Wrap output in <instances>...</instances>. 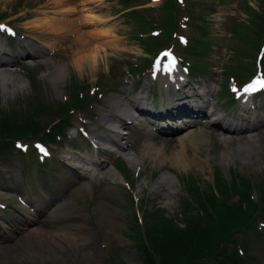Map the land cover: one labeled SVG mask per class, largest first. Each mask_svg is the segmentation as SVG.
Listing matches in <instances>:
<instances>
[{
	"label": "rangeland",
	"instance_id": "374dc122",
	"mask_svg": "<svg viewBox=\"0 0 264 264\" xmlns=\"http://www.w3.org/2000/svg\"><path fill=\"white\" fill-rule=\"evenodd\" d=\"M158 5L160 1L147 0H0V25L6 26L0 30V49H14L8 55L0 52L1 58L14 60V66L0 67V109L5 113L13 111L16 116L21 113L22 117L38 109L37 118L46 128L48 117L55 114L58 105L69 102L70 99L63 100L65 96L71 97L83 85L96 86L98 96L85 103L90 114L88 122L81 120L76 124L84 131L89 128L102 134L104 114L115 112V105L130 111L122 103L128 102L126 94L129 99L145 95V79L135 86L136 76L127 71L128 65L139 67L149 56L146 48L151 43L140 38H148V30L160 20L163 23V17L169 13L164 8L150 9ZM179 6L188 23L173 26L175 30L170 35L167 29L161 32L150 48L169 46L170 53L174 51L177 57L183 56L187 63H192L186 85L200 93L199 100L211 95L207 105V110L212 109L215 114L211 121L215 124L223 119L221 125L238 124L240 129L228 132L211 127L207 119L206 127L197 125L196 137L191 138L192 133L180 136L183 132L177 130L170 135L180 133L173 140L146 129V120L136 121L135 112L131 111L127 113L130 119H125L133 122L128 126L132 130L124 141L125 151L134 155V162L126 155L111 161L114 155L98 151L96 162L90 165L92 175L77 168L82 158L80 152L73 150L86 147V142L68 139L69 133L63 135L48 157L50 162L46 165L50 172L39 164V168H34L33 157L22 162L8 150L4 161H0V236L8 233L10 237H0V264H141L132 243L134 224L142 225L137 216L139 204L145 211L172 214L185 195L181 181L193 180L194 185L207 191L216 172L226 182L231 171L254 179L264 178V126L258 128L261 132L256 138L253 136L257 131L245 128L264 119V93L255 95L253 110L246 111L228 92L221 95L223 86L229 90L231 85L235 86V95H240L248 77H264V49H254L258 43L244 41L250 29L237 24L264 21L259 15L254 16L259 11L264 16V0H183ZM246 7L253 11L246 12ZM50 26L58 28L50 30ZM7 29L11 30L10 38L4 36ZM32 45L38 50H33ZM30 49L31 56H15L19 50L25 53ZM259 51L263 52V74L257 70ZM160 59L168 61L167 57ZM30 80L36 87L34 93ZM132 85L133 93L127 92ZM163 89L158 81L146 94V99L152 94L157 100L154 109L160 98L166 97ZM169 95L175 96L172 89ZM142 126L149 131L142 130ZM154 133L162 137L150 141L148 135ZM244 134L250 136L232 139ZM248 138L256 140L258 148L244 147L239 158H228L226 145H250ZM147 149L149 154L145 155ZM244 149L251 156L245 157ZM156 151L158 156L154 157ZM117 162L125 170L123 177L115 167ZM233 196L229 199H235ZM32 197L38 200L35 209H28L30 213L19 199L26 201ZM22 217L36 218L42 224L24 225ZM260 221L263 225L256 227L261 237L255 238L248 230L245 241V249L256 257L250 251L245 255L241 245V264H264V216Z\"/></svg>",
	"mask_w": 264,
	"mask_h": 264
},
{
	"label": "trees",
	"instance_id": "16d2710c",
	"mask_svg": "<svg viewBox=\"0 0 264 264\" xmlns=\"http://www.w3.org/2000/svg\"><path fill=\"white\" fill-rule=\"evenodd\" d=\"M160 8L169 11L161 25L171 31L175 25L174 16L181 14L178 3L175 0H164ZM246 9V12L248 9L253 11L249 7ZM258 15L264 19L260 11L254 16ZM237 24L250 29V35L244 41L259 45L264 38L263 20L256 24ZM149 42L156 43V39L151 38ZM128 67L130 71L136 70L135 66ZM30 84L34 93L36 87L32 80ZM79 89L68 97V103L58 105L55 114L48 115V121L57 120L48 130L42 127L37 118L38 109H33L24 117L21 113L16 116L11 113L13 111L5 113L0 109V161L4 160L5 150L13 149L15 140L20 141L19 144L29 145L32 139L52 141L66 124L80 117V113L86 114L85 103L95 97L96 92L90 91L87 85ZM222 93H227L225 87ZM44 107L48 108L47 105ZM116 168L125 174L120 163H116ZM193 183L190 179L180 182L185 195L180 198L181 203L175 213L145 211L138 205L142 225L134 224L132 243L141 264H241L243 260L239 246L245 249L248 230L252 231L255 238L261 237L256 223L264 216V178L254 179L231 171L230 180L226 182L216 172L207 191ZM230 195H234L235 199H229ZM246 251L252 253L246 248L245 255L248 254Z\"/></svg>",
	"mask_w": 264,
	"mask_h": 264
},
{
	"label": "bare ground",
	"instance_id": "6f19581e",
	"mask_svg": "<svg viewBox=\"0 0 264 264\" xmlns=\"http://www.w3.org/2000/svg\"><path fill=\"white\" fill-rule=\"evenodd\" d=\"M70 10H71V8H69ZM66 10H68V8L66 9ZM56 24V23H55ZM45 25V23L43 24V26ZM50 30H55V29H57L58 27H52V26H50ZM60 30V29H59ZM32 47H33V50H38V49H36L35 47H34V45H32ZM25 54L26 55H30L31 56V49L29 50V51H26L25 52ZM21 55L19 54L18 55V57H20ZM11 61L9 60V59H0V66H4V65H9V63H10ZM161 70V69H160ZM159 70V71H160ZM163 74H166V76H167V73H163ZM3 81V80H2ZM4 82V81H3ZM193 89V88H192ZM191 95H193L192 93H191ZM196 96H200V94L199 93H196ZM199 99V98H198ZM133 101H136V100H133ZM202 103H204V104H206L207 103V98H205L204 100H202ZM195 107L194 108H196L197 107V109H199L200 110V108L202 107L201 106V104H195L194 105ZM249 109V108H248ZM251 110H253V107L252 108H250ZM124 113V111L122 110V108L120 107V112H119V114H123ZM169 114V112L168 111H165L164 113H161L160 114V116L161 117H163V116H166V115H168ZM204 115H207V113H204ZM208 115H212L211 113L210 114H208ZM104 118H106V121H109V120H114L115 122L116 121H118V122H120V120H119V118H117L116 117V115H114L113 113H110L109 114V116H105ZM242 119L243 118H241L240 119V122L242 121ZM257 122H259V124H257ZM122 123H124V121L122 122ZM221 123V121L220 122H218V123H215V124H220ZM177 125V124H176ZM178 126V125H177ZM180 126H181V124H180ZM180 126H178V128L179 129H182L181 131L183 132V133H179L180 134V136L181 135H184V136H186V135H189L190 133H192L191 134V138H194V137H196V129L194 128V127H192V126H182V127H180ZM262 126H264V119H262V120H259V121H253L250 125H246L245 126V128H247L248 130H249V132L250 131H257L256 132V134L253 136L254 138H256V136H259L260 135V133L259 132H261L258 128L259 127H262ZM136 129H138V128H136ZM219 129H221V128H219ZM222 129H224L225 131H228V132H235V131H237L238 129H240V127L238 126V124H234V126H229V127H223ZM256 129H258V130H256ZM139 130V129H138ZM241 132H244L245 131V133H247V130H245V129H241L240 130ZM234 135H235V133H234ZM238 136V135H237ZM245 136H250V135H245L244 134V136L243 137H240V138H236V136H233L232 137V139L233 140H238V139H244L245 138ZM156 137H157V135L156 134H150V135H148V138L150 139V141H157V140H155L156 139ZM177 137H179V135L177 134V136H172V138H173V140L174 139H176ZM170 139V138H169ZM246 139V138H245ZM259 139H260V137H259ZM198 140V139H197ZM248 141H250V139L248 138L247 139ZM114 141V143H115V140H113ZM150 141H148V142H150ZM147 142V143H148ZM158 142H160L159 140H158ZM226 142H231V140H228V141H226ZM256 140H252V141H250V145L249 144H246L245 146L240 142V143H237L236 142V144H233V145H231V146H229V145H226L227 146V148H228V158H232V159H234V157L235 158H239V152H240V149H242V148H244V147H248V148H254V149H257L258 148V145L259 144H256ZM258 142H259V140H258ZM120 146V145H119ZM120 148L122 149V150H125V148L124 147H122V146H120ZM149 148H150V146H149ZM252 151V150H251ZM145 152V151H144ZM244 152H245V149H244ZM145 155H148L149 154V149H147L146 150V152L144 153ZM253 155V154H252ZM155 156H158V151H156L155 152V155H154V157ZM249 156H251V155H248V153H246L245 152V157H249ZM126 158L128 159H130L131 160V162H134V160H135V157H134V155H130V154H127L126 153ZM243 158V157H242ZM100 162H103V161H100ZM138 164V162H135V165H137ZM80 166H82V165H80ZM90 168V167H89ZM35 205V204H34ZM37 207V206H36ZM39 207V206H38ZM20 220H22V221H25V222H23V224L25 225V224H28V223H36L37 225L36 226H38V225H41L42 224V222H38L37 223V221H36V218H28V219H25L24 217H22V218H20ZM0 233H2V231L0 230ZM0 235H2V234H0ZM0 237H4V238H9L10 237V234H8V233H6L4 236H0Z\"/></svg>",
	"mask_w": 264,
	"mask_h": 264
},
{
	"label": "snow or ice",
	"instance_id": "6c2138e0",
	"mask_svg": "<svg viewBox=\"0 0 264 264\" xmlns=\"http://www.w3.org/2000/svg\"><path fill=\"white\" fill-rule=\"evenodd\" d=\"M5 28H6L5 25H0V30H4ZM7 30L11 31L10 29H7ZM181 39H183V38H181ZM162 55L171 56V53H170V51H168V52L163 53ZM174 64H175V58L173 57L169 60V63L165 65V68H168L170 66H174ZM157 66H159V63L157 64ZM260 88H264V77L258 75L250 84L246 85L240 91H242L244 93H248V92H252V91H255L257 89H260ZM233 91H237V90L235 88H233ZM38 147H40V146H38ZM40 151L47 154L42 147H40Z\"/></svg>",
	"mask_w": 264,
	"mask_h": 264
}]
</instances>
